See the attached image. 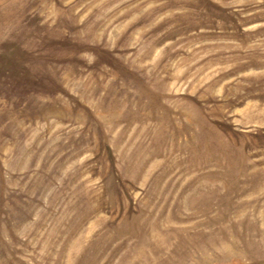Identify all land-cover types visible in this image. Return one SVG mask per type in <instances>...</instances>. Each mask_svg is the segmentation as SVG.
<instances>
[{"label":"rangeland","instance_id":"1","mask_svg":"<svg viewBox=\"0 0 264 264\" xmlns=\"http://www.w3.org/2000/svg\"><path fill=\"white\" fill-rule=\"evenodd\" d=\"M0 264H264V0H0Z\"/></svg>","mask_w":264,"mask_h":264}]
</instances>
